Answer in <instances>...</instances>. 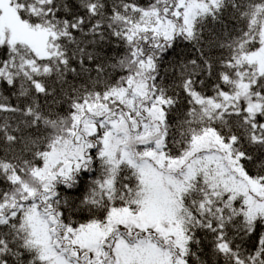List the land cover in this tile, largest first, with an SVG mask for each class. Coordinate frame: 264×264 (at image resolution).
Listing matches in <instances>:
<instances>
[{
  "label": "snow or ice",
  "instance_id": "6c2138e0",
  "mask_svg": "<svg viewBox=\"0 0 264 264\" xmlns=\"http://www.w3.org/2000/svg\"><path fill=\"white\" fill-rule=\"evenodd\" d=\"M0 264H264V0H0Z\"/></svg>",
  "mask_w": 264,
  "mask_h": 264
}]
</instances>
